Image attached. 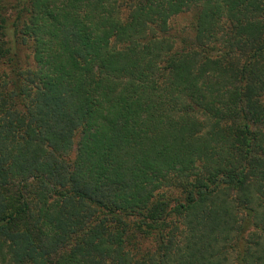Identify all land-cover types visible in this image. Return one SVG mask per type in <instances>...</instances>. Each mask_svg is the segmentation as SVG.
Segmentation results:
<instances>
[{"label":"trees","instance_id":"16d2710c","mask_svg":"<svg viewBox=\"0 0 264 264\" xmlns=\"http://www.w3.org/2000/svg\"><path fill=\"white\" fill-rule=\"evenodd\" d=\"M14 1L0 0V264H264V0H135L123 22L98 14L107 0ZM189 10L193 48L160 61ZM27 12L48 36L34 70ZM137 236L155 249L131 254Z\"/></svg>","mask_w":264,"mask_h":264},{"label":"rangeland","instance_id":"374dc122","mask_svg":"<svg viewBox=\"0 0 264 264\" xmlns=\"http://www.w3.org/2000/svg\"><path fill=\"white\" fill-rule=\"evenodd\" d=\"M9 4L14 5L15 1L14 0H7ZM38 2L40 0H37ZM54 5L56 7H53L54 10H57L60 14H62V9L67 8L68 6H77L78 3L75 2L74 0H54ZM135 0H107L105 2H103L102 4H100L99 7V11L98 14L100 13L105 19L107 20H113V21H118L119 22H123L125 21V19L127 18V16L130 13L131 7H133L135 5ZM88 1H84L81 3V7L83 9V11L85 12V10H87L89 7L87 5ZM30 8H35L36 6H29ZM12 17H14V11L11 9L10 12H8ZM81 16H83L82 12H79ZM86 13V12H85ZM60 16V15H59ZM58 16V17H59ZM34 19H39L36 16H32L30 13H26V17L23 18V20L20 23L21 27H26V29L30 32L29 35H27L25 37V41L23 45H20V49H19V57L21 59V66L23 69L25 70H29V68L31 70L34 69H38L39 66L36 63L35 60V53H33L32 51V45L34 44L35 41V36H40L42 35V32L39 33H35L33 31H30V28L33 27V20ZM85 19V17L83 18V20ZM41 21V20H39ZM39 21L38 24H39ZM46 21H50V20H46ZM193 12L191 10L186 11L184 13L178 14L177 16L171 17L168 22H167V26H166V34H165V40L161 43L163 45V48L160 50V61H162V59H164V57L167 54V50H169L170 52H174L176 50H183L186 52H190L189 49H192L193 47H191L192 42L194 41V29H193ZM30 25H32V27H30ZM152 33H154V31H152ZM156 36H164L162 34V32H157L155 33ZM151 35V34H149ZM44 38H47L48 36L43 34L42 35ZM111 46H109V49L113 50V49H120L123 46H125L126 44H131V42H129V40H124V42H110ZM114 43V45H113ZM190 47V48H189ZM163 64V62H161V65ZM0 84L2 81H5L7 76H8V72H9V65L8 62L5 61L3 62V64L0 67ZM126 80L125 79H121L122 84H124ZM11 88V86H10ZM27 102L29 100H26ZM197 119L199 120V122L203 123L205 126L202 129V132H204L207 128V124L211 122V118L207 117L206 115H199L197 116ZM76 142H77V138L74 140V144L71 146V149L67 152H61V157H63L64 159H66V161L69 163V166H72L73 164L76 163L77 161V157L75 155V151H76ZM42 191L45 192V194L47 195L45 197V206L50 207L52 206V203L54 201V197L51 195V192L48 190L47 187L42 188ZM35 194V193H34ZM32 197H30V199H32V202H37L38 197L31 195ZM41 200L43 201L42 198H40L39 204L41 203ZM244 213L241 211L240 216H243ZM174 220H172L173 225L174 226H178L180 225L181 227V219L180 218H172ZM179 227V228H180ZM253 227L249 228L247 231V234L253 232ZM255 232V231H254ZM78 234V233H77ZM78 237V236H75ZM139 237V238H138ZM144 238V239H143ZM179 239L180 237H177L176 240ZM134 240L136 241L135 245L133 247L129 246V250L131 252V254H142L143 252H145L146 250L148 251H152L155 249L157 241L154 240L153 237H141V236H137L134 238ZM239 245V244H238ZM70 246V241L64 246L62 247L61 250H59V252L56 253V255H62L63 252H65L66 250H68V248ZM235 253L231 252L229 254V259L227 260L226 264H236L235 260Z\"/></svg>","mask_w":264,"mask_h":264}]
</instances>
